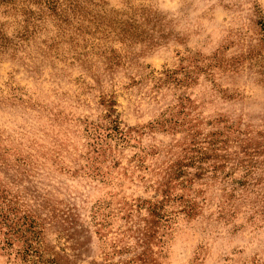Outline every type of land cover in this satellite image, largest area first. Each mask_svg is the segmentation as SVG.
Here are the masks:
<instances>
[{
	"label": "rangeland",
	"instance_id": "rangeland-1",
	"mask_svg": "<svg viewBox=\"0 0 264 264\" xmlns=\"http://www.w3.org/2000/svg\"><path fill=\"white\" fill-rule=\"evenodd\" d=\"M0 264H264V0H0Z\"/></svg>",
	"mask_w": 264,
	"mask_h": 264
}]
</instances>
